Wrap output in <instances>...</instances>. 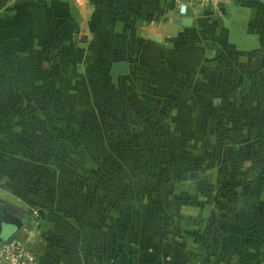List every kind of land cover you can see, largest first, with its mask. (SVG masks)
Instances as JSON below:
<instances>
[{
  "label": "crops",
  "instance_id": "crops-1",
  "mask_svg": "<svg viewBox=\"0 0 264 264\" xmlns=\"http://www.w3.org/2000/svg\"><path fill=\"white\" fill-rule=\"evenodd\" d=\"M61 55L65 129L84 146L135 141L145 151L160 120L167 175L153 177L163 192L128 193L129 219L115 247L109 231L120 209L105 206L106 179L91 191L88 176H54L63 162L87 166L67 143L38 142L51 132L27 121L37 117L32 111L0 110V135L9 136L16 118L22 140L17 190L2 178H10L2 159L9 153L0 143V216L23 218L14 234L30 226L38 263L264 264V0L225 1L219 14L181 12L175 0H0L1 88L12 69L18 87L52 90ZM117 60L126 72H109ZM1 88L0 106L21 96ZM27 133L33 142L20 138ZM65 182L74 190L54 216L53 192L46 202L43 188Z\"/></svg>",
  "mask_w": 264,
  "mask_h": 264
},
{
  "label": "rangeland",
  "instance_id": "rangeland-1",
  "mask_svg": "<svg viewBox=\"0 0 264 264\" xmlns=\"http://www.w3.org/2000/svg\"><path fill=\"white\" fill-rule=\"evenodd\" d=\"M231 0H226V2H230ZM11 58V57H10ZM64 60V59H63ZM9 61H12L11 59ZM65 61V60H64ZM60 62V61H59ZM60 67V65H59ZM5 73H8V78H9V85L4 86L1 88L2 90L9 91L11 94H15L16 97H19L20 93V98L17 99V102L6 104L4 106H0V110H7L9 113V116L15 115L18 111L20 112H25L29 114L31 111L37 116L31 118L30 123L31 125H36L40 127H46L49 128V131L51 132V135H42L38 136V142L40 143H51L52 141L54 142H61V143H66L64 135L62 132H60V128L65 129V122H64V114H62L63 108L59 104V92L57 91L56 83L54 80L53 86L51 87L52 90L44 91V88L40 90L41 94L39 93L38 90H36V94L33 93L30 90V87L21 88L18 87V71L17 70H9ZM58 73V71H57ZM57 75V74H56ZM21 76V74H20ZM56 79V77H55ZM26 80H29L28 78ZM25 92V95H22V92ZM24 90V91H23ZM48 90V88H47ZM20 91V92H19ZM51 93V97H49L50 102L47 103V109L45 107V98L46 95L45 93ZM46 93V94H47ZM50 95V94H49ZM36 99H34V98ZM26 102H22V100ZM39 106H40V111H39ZM55 109L56 111L52 112V110ZM40 112V114L38 113ZM28 116V115H27ZM36 118V119H35ZM60 123H59V121ZM9 121V120H8ZM10 134L9 136L5 135H0V143L6 144V148L9 150H4V153L8 152V156H2V159L4 160L7 158V161L4 160L5 163H8V160L10 161V164H5V171H8L10 178L7 179L6 176H2L3 180L8 182L12 188L17 190L18 186L21 184H18V175L22 177V174L18 172V165L16 162L17 159V142L22 143V140H18L17 136V129L18 125L17 122L18 120L11 119L10 121ZM0 127L6 128V124L3 122V120L0 118ZM55 128L58 130L55 131ZM66 131L70 132L69 130L65 129ZM71 133V132H70ZM75 135V134H74ZM66 136V135H65ZM79 138V135H75ZM36 135H31L30 133L27 134H20V138H24L27 141L33 142L35 139ZM150 138V143L148 148L144 151V147H141V150L137 148V145H132L135 144V141H130L129 145H124L122 148L119 146L114 147L112 144H103L100 145L101 148L97 145H92L90 152L95 157L96 163L99 165H93L92 167H83L82 163L80 161H77L76 167H72L71 170L70 168L67 167L66 163H62V166L56 167L54 166L53 168V174L54 176H58L59 174H64L65 176H83L85 175L86 177L88 176L90 180V190H101L99 189V183L98 181H103L106 179L103 185H105V190H101L105 192V206L107 208H112L116 207L117 202L120 201L121 204L118 206L119 208H122V213L123 211L127 208L130 209L131 203H130V197L129 194L130 192H137V194L143 192L145 195L146 192L149 195H154L156 194L155 192H163L165 191V186L160 180L157 182L156 180L153 179L156 174L158 175H167V172L165 170L167 169L166 164L167 162L165 161V158L167 157L168 153L166 151L167 148V134L164 128L162 127V123H160V120L157 121V123L154 124L153 128L151 129L150 134L147 136ZM53 139V140H52ZM81 142V141H80ZM134 142V143H133ZM59 148V147H58ZM116 148V149H115ZM143 148V149H142ZM60 154H63L62 159L69 160L68 157L65 155L67 152L60 147L59 148ZM115 149V150H114ZM139 152V153H138ZM74 157L79 159H82L81 157H78L77 155H74ZM110 161V164H109ZM137 162V163H136ZM85 163V162H84ZM102 165L100 166V164ZM75 164V163H74ZM162 164V166H161ZM85 168V169H84ZM87 168V170H86ZM45 172L44 167L41 168V173L43 174ZM116 179H114V177ZM134 176H138V179H135ZM141 176V178H140ZM118 179V180H117ZM111 180V181H109ZM117 182H116V181ZM109 181V182H108ZM122 181V182H121ZM62 186L57 185V187L54 186V188H49V185L46 186L47 188H43V195H47V198L45 199L46 202L49 201V196L47 193V190L50 192H53L51 195V201H49V206L48 208L52 207V211L54 213V216H57L58 213L55 211L58 210L56 208H62L65 207L67 203V197L69 200L71 190L73 191L74 189H69L70 183H64L60 184ZM77 185V184H76ZM77 187L75 186V191H77ZM65 192L66 197L65 198H60L58 201H55V197L57 195L64 196L62 194H59L60 191ZM82 190V187H78V191L80 192ZM83 190L85 191L86 188L84 186ZM28 192L29 190L26 189ZM77 191V192H78ZM45 192V193H44ZM121 193V195H120ZM120 195V196H119ZM156 197V196H155ZM134 200V199H132ZM95 201V199L91 198V202ZM44 202V201H43ZM129 204V208L127 207ZM58 218V217H55ZM64 219V223H65ZM23 231V228H21V232ZM22 235V233H19Z\"/></svg>",
  "mask_w": 264,
  "mask_h": 264
},
{
  "label": "built area",
  "instance_id": "built-area-1",
  "mask_svg": "<svg viewBox=\"0 0 264 264\" xmlns=\"http://www.w3.org/2000/svg\"><path fill=\"white\" fill-rule=\"evenodd\" d=\"M178 9L185 12L188 9H202L219 14L226 0H175ZM30 227V226H29ZM23 228L24 235H13L0 240V264H38L35 254L27 244L31 228Z\"/></svg>",
  "mask_w": 264,
  "mask_h": 264
},
{
  "label": "trees",
  "instance_id": "trees-1",
  "mask_svg": "<svg viewBox=\"0 0 264 264\" xmlns=\"http://www.w3.org/2000/svg\"><path fill=\"white\" fill-rule=\"evenodd\" d=\"M62 56L63 55H61L59 57V61H60L59 65H60V67L58 69V73H57L56 79H55L56 80L55 83L57 84L56 87L58 89L57 90L58 92L60 91L61 83H62V80H63V78H64V76L66 74V70H67L65 61L62 59ZM54 111H56V110L53 109L52 112H54ZM57 120H58V118H57ZM59 123H60V121H59ZM57 130L58 129L55 128V131H57ZM60 130H61L60 132H62V134L66 135V136L64 135V138H65L66 143L70 146L71 152L74 155H77L78 157H81L82 160L85 162L86 166L92 167L95 164L99 165V164L96 163L95 157H93V155L90 152V149H91L92 145L91 146H84L80 142V139L77 136H75L73 133H70V132L66 131L64 128H60ZM101 165H102V163L100 164V166ZM120 204H121V202L118 201L117 205H116V208H119L118 206H120ZM127 207L129 208V204H128ZM119 209H120V213L118 214V219L115 222L116 226H115V224H113V226L111 227V229L109 231V234H110V237H111V242H113L112 240H114V243L116 244L115 247H118V242H121V243L123 242V234H124V231H125V227H126L127 221L129 219V211H130V209L126 208L123 211V213H122V208H119ZM13 235H17V234L12 233L11 236H13ZM121 250H122V252H124L123 246H121Z\"/></svg>",
  "mask_w": 264,
  "mask_h": 264
},
{
  "label": "water",
  "instance_id": "water-1",
  "mask_svg": "<svg viewBox=\"0 0 264 264\" xmlns=\"http://www.w3.org/2000/svg\"><path fill=\"white\" fill-rule=\"evenodd\" d=\"M127 71L126 62L123 60L113 61L110 65V73H124ZM23 222V218L20 220L16 218H4L0 216V240L6 239L15 231V229Z\"/></svg>",
  "mask_w": 264,
  "mask_h": 264
}]
</instances>
